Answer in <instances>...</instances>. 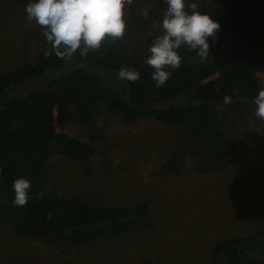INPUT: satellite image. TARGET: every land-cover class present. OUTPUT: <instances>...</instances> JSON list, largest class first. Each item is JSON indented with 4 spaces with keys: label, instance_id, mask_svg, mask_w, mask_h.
Here are the masks:
<instances>
[{
    "label": "trees",
    "instance_id": "1",
    "mask_svg": "<svg viewBox=\"0 0 264 264\" xmlns=\"http://www.w3.org/2000/svg\"><path fill=\"white\" fill-rule=\"evenodd\" d=\"M202 8L221 25L216 39L208 38L210 55L201 61L194 51L181 48V66L168 69L171 75L161 87L155 86L153 69L145 63L156 37H148L155 11L126 17L123 38L106 37L83 57L79 50L70 58H58L54 52L45 57L44 49L51 52V46L42 26L23 32L34 59L0 71L1 222L25 239L66 242L68 247L152 225L143 200L124 207H93L78 196L62 197L45 183L53 155L84 161L94 151L90 143L57 131L55 122L90 123L102 109L121 113L129 122L152 118L185 136L195 172L227 166L254 120L252 101L261 87L256 72L264 65V20L234 0H217ZM121 67L137 70L140 78L121 80ZM34 81L33 87L28 85ZM225 96L232 102L225 104ZM180 161L172 157L167 167ZM17 177L30 181L23 206L12 204ZM206 264H264V225L217 242Z\"/></svg>",
    "mask_w": 264,
    "mask_h": 264
},
{
    "label": "rangeland",
    "instance_id": "2",
    "mask_svg": "<svg viewBox=\"0 0 264 264\" xmlns=\"http://www.w3.org/2000/svg\"><path fill=\"white\" fill-rule=\"evenodd\" d=\"M213 1L185 3H196L202 11ZM234 1L264 20V0ZM27 2L0 0V71L34 59L23 32L38 24L26 20ZM166 7L164 0H133L123 12L126 18L155 11L151 37L162 34ZM256 74L264 81V65ZM55 123L57 131L90 143L94 151L84 161L50 157L46 185L93 207H124L143 200L152 225L68 247L66 242L25 239L0 221V264H206L217 242L264 225V120L255 115L235 157L209 173L194 171L185 136L152 118L129 122L121 113L102 109L90 123ZM172 157L181 161L169 168Z\"/></svg>",
    "mask_w": 264,
    "mask_h": 264
},
{
    "label": "clouds",
    "instance_id": "3",
    "mask_svg": "<svg viewBox=\"0 0 264 264\" xmlns=\"http://www.w3.org/2000/svg\"><path fill=\"white\" fill-rule=\"evenodd\" d=\"M133 0H28L25 4L26 20L42 26L45 57L55 53L58 58H70L79 50L80 56L96 51L107 37L113 41L123 38L126 28L125 4ZM167 5L161 20L162 34L157 35L148 48L145 63L153 71L151 78L156 87L165 84L171 75L168 69H178L182 57L178 50L194 51L201 61L209 54V37L216 39L221 25L209 14L199 11L196 3L185 0H164ZM121 80L136 81L137 70L121 67L117 73ZM253 98L254 114L264 120V81ZM247 99L246 97L244 98ZM225 96L224 103H231ZM30 181L17 177L12 182L14 206H23L29 197Z\"/></svg>",
    "mask_w": 264,
    "mask_h": 264
},
{
    "label": "crops",
    "instance_id": "4",
    "mask_svg": "<svg viewBox=\"0 0 264 264\" xmlns=\"http://www.w3.org/2000/svg\"><path fill=\"white\" fill-rule=\"evenodd\" d=\"M260 228V227H259Z\"/></svg>",
    "mask_w": 264,
    "mask_h": 264
}]
</instances>
